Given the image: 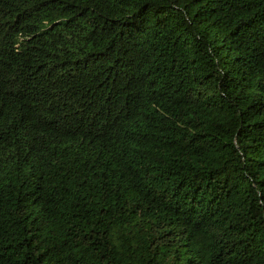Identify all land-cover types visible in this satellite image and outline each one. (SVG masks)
<instances>
[{
    "label": "trees",
    "instance_id": "16d2710c",
    "mask_svg": "<svg viewBox=\"0 0 264 264\" xmlns=\"http://www.w3.org/2000/svg\"><path fill=\"white\" fill-rule=\"evenodd\" d=\"M0 264H264V0H0Z\"/></svg>",
    "mask_w": 264,
    "mask_h": 264
}]
</instances>
